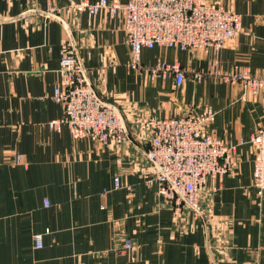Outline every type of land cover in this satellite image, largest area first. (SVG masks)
I'll use <instances>...</instances> for the list:
<instances>
[{"label":"crops","instance_id":"obj_1","mask_svg":"<svg viewBox=\"0 0 264 264\" xmlns=\"http://www.w3.org/2000/svg\"><path fill=\"white\" fill-rule=\"evenodd\" d=\"M79 1L0 0V264H264V193L253 188L248 143L264 115V91L252 95L222 78L235 65L264 76V0H206L242 18L236 39L218 52H142L144 67L178 62L180 86L129 68L121 16L68 9ZM52 9L63 10L67 26L50 16ZM70 43L98 96L126 120L179 116L193 107L215 113L211 132L236 154L232 172L206 179L208 224L183 231L157 185L145 183L142 136L100 146L73 139L65 127L48 129L63 116L52 95L62 85L60 61ZM18 154L23 164L13 163ZM126 239L134 251L124 250Z\"/></svg>","mask_w":264,"mask_h":264},{"label":"built area","instance_id":"obj_2","mask_svg":"<svg viewBox=\"0 0 264 264\" xmlns=\"http://www.w3.org/2000/svg\"><path fill=\"white\" fill-rule=\"evenodd\" d=\"M68 9L95 15L100 11L121 16L124 42L129 59L126 65L163 79L172 77L175 85L184 80L178 62L156 60L144 67L141 54L157 47L176 49L194 56L199 52H218L236 39L242 28L241 16L220 2L206 0H80ZM50 16L63 26L67 23L62 9H52ZM62 85L53 90L52 98L62 104L63 116L48 122L51 131L67 128L73 139H89L100 146L116 145L142 136L148 146L142 151L146 162L143 180L156 184L157 194L172 210L175 220L187 231L192 223L208 224L210 214L203 207V188L207 178L221 179L232 172L236 146L215 136L210 126L215 113L209 107L189 109L184 115L161 119L134 117L126 120L117 105L100 98L89 82L79 50L74 44L64 46L60 61ZM197 79L202 75L198 74ZM223 80L239 84L252 95L264 91V76L252 75L247 67L233 66ZM248 143L253 150V188L264 193V115ZM14 164H23L21 154ZM117 177L113 188H119ZM43 205L48 207V200ZM36 249L42 248L40 235L34 236ZM126 251L136 245L123 240Z\"/></svg>","mask_w":264,"mask_h":264}]
</instances>
